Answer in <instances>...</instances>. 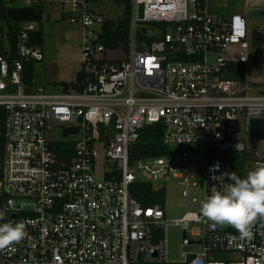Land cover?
<instances>
[{
  "label": "built area",
  "instance_id": "obj_1",
  "mask_svg": "<svg viewBox=\"0 0 264 264\" xmlns=\"http://www.w3.org/2000/svg\"><path fill=\"white\" fill-rule=\"evenodd\" d=\"M90 1L58 0L79 27L81 76L57 89L23 80L24 63L42 58L36 19L18 20L12 44L5 33L0 41V223L23 221L28 232L0 250V264H264V219L249 239L201 213L213 186L233 183L215 151L244 153L240 178L264 165V138L249 137L250 118H264V76L245 78L244 58L222 54L229 43L253 51L244 15L210 14L204 0H128L126 27L106 44L124 1L117 18ZM229 61L243 62L242 77L229 75ZM155 121L168 150L131 158ZM135 179L164 194L176 182L194 207L166 220L165 196L141 204L128 189ZM167 222L198 248L167 258Z\"/></svg>",
  "mask_w": 264,
  "mask_h": 264
},
{
  "label": "rangeland",
  "instance_id": "obj_2",
  "mask_svg": "<svg viewBox=\"0 0 264 264\" xmlns=\"http://www.w3.org/2000/svg\"><path fill=\"white\" fill-rule=\"evenodd\" d=\"M41 7V15L35 20L40 24L42 29V39L40 45L42 48V58L34 63L32 69L33 83L39 84L45 90L57 89L64 80L72 78L74 71L81 66L78 60L77 40L79 27L76 23L70 22L68 19L69 12L66 2L58 3V0H39ZM3 7L9 5H25L24 0H0ZM88 5L94 11L100 12L108 18H117L122 11L120 0H95L88 2ZM247 31L251 27H263L264 15L256 10H249L245 16ZM6 30V21L0 17V41H4V33ZM252 48L239 47L234 43H229L223 51L224 56L236 57L240 55L244 58V76L247 79H262L264 76V52L257 63L248 61V56ZM60 80V81H59ZM253 91V90H251ZM56 133L54 132L53 135ZM72 134L68 137H76ZM258 139V138H257ZM251 146L262 145L260 140H248ZM99 163L94 168V173L100 176ZM178 183H168L166 185L165 200L163 205V214L166 220H171L179 216L185 209L193 208L194 203L190 204L188 199L182 198L179 194ZM187 203V204H184ZM165 236V256L167 258H175L179 255L180 250L197 249V244H180L179 226L172 222H167L163 227Z\"/></svg>",
  "mask_w": 264,
  "mask_h": 264
},
{
  "label": "clouds",
  "instance_id": "obj_3",
  "mask_svg": "<svg viewBox=\"0 0 264 264\" xmlns=\"http://www.w3.org/2000/svg\"><path fill=\"white\" fill-rule=\"evenodd\" d=\"M232 184L221 191L216 186L201 206L202 215L214 225L231 226L241 238H251L252 226L264 219V165H260L240 178L229 174ZM6 213L0 211V221ZM28 236L26 224L11 221L0 223V250L22 242Z\"/></svg>",
  "mask_w": 264,
  "mask_h": 264
},
{
  "label": "trees",
  "instance_id": "obj_4",
  "mask_svg": "<svg viewBox=\"0 0 264 264\" xmlns=\"http://www.w3.org/2000/svg\"><path fill=\"white\" fill-rule=\"evenodd\" d=\"M123 17L118 21L109 20L108 23V31L110 38H107L104 42L106 44H115L116 38H114V34L118 30V26L121 24L123 30L126 27V16L128 9V0H123ZM35 4V2H32ZM36 4L40 6V1L37 0ZM0 17H3L6 21V30L5 36L8 43L12 44L14 42V36L16 33V27L18 26V20L9 19L5 15V7L0 5ZM31 40L40 42L42 39V29L38 22V26L36 29L30 32ZM23 68V80L28 84L30 82L33 63L32 61H28L24 63ZM228 73L234 77H242L243 70V62L242 61H229L228 62ZM75 76L80 77L81 73L79 70L75 72ZM161 135V124L159 121L151 122L145 124L139 131V137L137 141L134 143L130 150V157L133 158L135 156L140 155H156L160 153H165L168 148L162 143L160 140ZM212 155H217L220 157L225 164L226 174L229 176L230 173H235L238 177H242L241 165L244 158L243 152H220L215 151ZM130 194L135 197L141 204L145 205L151 203L155 200H163L164 199V190L161 188L152 189L151 185L140 179H135L128 186Z\"/></svg>",
  "mask_w": 264,
  "mask_h": 264
},
{
  "label": "water",
  "instance_id": "obj_5",
  "mask_svg": "<svg viewBox=\"0 0 264 264\" xmlns=\"http://www.w3.org/2000/svg\"><path fill=\"white\" fill-rule=\"evenodd\" d=\"M141 4L138 5V14L140 15ZM5 15L9 19H37L41 15V7L37 4L9 5L5 7ZM255 28L250 29L251 43L253 46L251 62L257 63L260 58L257 56L261 53V47L256 44L254 37ZM66 131L63 132L65 134ZM249 137L264 138V118H250L249 120Z\"/></svg>",
  "mask_w": 264,
  "mask_h": 264
},
{
  "label": "crops",
  "instance_id": "obj_6",
  "mask_svg": "<svg viewBox=\"0 0 264 264\" xmlns=\"http://www.w3.org/2000/svg\"><path fill=\"white\" fill-rule=\"evenodd\" d=\"M204 3H205V9L210 14L229 15L232 13H241L245 17L246 13L249 10H256L260 14L264 15V0H204ZM78 60H79V47H78ZM34 63H33V67H34ZM76 71H74V75L72 76V78L75 76ZM72 78L67 79V81L71 80ZM33 81H34L33 74H31L30 82L28 84L32 88L39 86V84L37 85L34 84ZM63 82L66 81L64 80Z\"/></svg>",
  "mask_w": 264,
  "mask_h": 264
},
{
  "label": "flooded vegetation",
  "instance_id": "obj_7",
  "mask_svg": "<svg viewBox=\"0 0 264 264\" xmlns=\"http://www.w3.org/2000/svg\"><path fill=\"white\" fill-rule=\"evenodd\" d=\"M254 28L256 30L254 32L256 44L261 47V53L257 56L258 58H260L262 53L264 52V26L260 28H257V27H254Z\"/></svg>",
  "mask_w": 264,
  "mask_h": 264
}]
</instances>
